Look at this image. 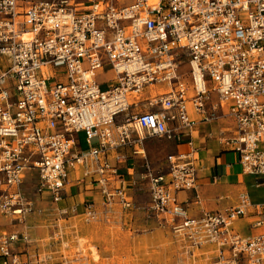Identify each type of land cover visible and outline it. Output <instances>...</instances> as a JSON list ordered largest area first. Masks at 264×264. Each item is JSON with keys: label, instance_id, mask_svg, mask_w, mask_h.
<instances>
[{"label": "built area", "instance_id": "2783aa9c", "mask_svg": "<svg viewBox=\"0 0 264 264\" xmlns=\"http://www.w3.org/2000/svg\"><path fill=\"white\" fill-rule=\"evenodd\" d=\"M0 59V214L23 225L0 232V264H43L30 247L14 248L34 242L28 220L45 211L36 200L57 214L50 244L65 243L60 220L79 214L67 204L74 182L96 185L107 215L135 210L119 173L127 150L189 133L191 111L234 119L236 134L220 142L264 186V0H0ZM107 70L115 76L102 88ZM144 159L147 209L188 249L214 244V264H264V230L244 237L234 227L245 216L264 226V202L244 191L235 205L191 216L178 193L196 186L194 151L171 155L167 173ZM32 172L36 200L22 190ZM83 205L87 222L100 220L94 201ZM78 260L61 254V264Z\"/></svg>", "mask_w": 264, "mask_h": 264}, {"label": "crops", "instance_id": "0c3cea01", "mask_svg": "<svg viewBox=\"0 0 264 264\" xmlns=\"http://www.w3.org/2000/svg\"><path fill=\"white\" fill-rule=\"evenodd\" d=\"M100 73H108L109 77L106 81L99 80ZM100 73L98 74V80L102 84H105V82L108 83L115 76L111 70ZM153 88L156 91L163 90L160 86ZM150 89L152 88L150 87ZM145 92L147 93L146 90ZM224 112L227 113V110ZM191 113L196 122L189 133L181 134L175 139L148 137L144 141V153L139 152L137 148L127 150V159L119 165V173L122 174L131 197L137 202L139 198L142 199L149 195L147 184L141 178V174L144 171V156L150 162L154 172L167 173L169 171L168 158L171 155L177 152L194 151L198 166L196 186L194 189L182 190L178 193L179 200L185 203L188 208V213L191 216H199L202 214V211L224 210L229 206L235 205L237 204L239 194L244 191L251 195L253 202H264V186L256 185V178L243 172L240 153L237 150L223 146L220 142V136L225 135L230 137L236 134L234 119L229 114H225L216 121L204 122L200 119L199 115L193 111ZM68 195L67 204L69 206L78 204L79 214L76 216L71 215L68 218L60 220L63 223L64 233L67 237L69 234L77 232L76 229L74 232L71 229L76 227V219L79 216L83 217L82 214L85 209L83 203L86 200L95 202L96 208L101 213L100 220L104 221L106 228L114 226L115 223H119L118 221L112 220L114 219L113 214L116 211V214H121L123 208L115 205L111 213L108 215L105 214L102 195L96 185L92 186L74 182L68 186ZM39 203L41 207L45 208V211L39 214L42 217V222L39 226L46 227L47 233H43L45 237L41 241L39 239H33V241L38 242L37 246L43 245L40 242L46 240V236L50 235V229L57 216L53 212L52 204L49 200H44ZM146 216L156 219L160 228L167 229L168 232H171L168 228L161 225V221L157 215L146 211ZM254 218L253 216L238 218L234 223L235 229L244 237L259 234L264 230V226H255L252 223ZM122 221L126 222L127 218H124ZM30 228H32V225L29 226V232ZM22 229L23 225L21 229H12L9 231ZM171 233L175 235L173 232ZM179 241L185 244L183 247H185L187 252H190L191 257L195 256L196 251H200V260L198 259V262L202 260V264H214L218 254L217 247L214 244H205L199 248L190 250L183 240L180 239ZM28 247L29 245L23 242L14 244V248L19 251H24Z\"/></svg>", "mask_w": 264, "mask_h": 264}, {"label": "rangeland", "instance_id": "374dc122", "mask_svg": "<svg viewBox=\"0 0 264 264\" xmlns=\"http://www.w3.org/2000/svg\"><path fill=\"white\" fill-rule=\"evenodd\" d=\"M7 61L8 59H0V66ZM187 69V65L181 66V73L185 74ZM108 77V73L99 74L101 81H106ZM107 85L108 83L105 82L102 88H106ZM162 86L164 87L165 84ZM146 91L151 93L152 89L147 88ZM213 101H217L215 93L212 94L209 103ZM148 108L147 101L142 100L139 109ZM79 137L81 148L87 149L85 133L80 132ZM93 143L96 144V139L93 140ZM35 174L32 172L30 177L25 180L22 190L28 197L36 200V178L31 177ZM149 200L150 196L147 195L145 198L138 199L135 210L123 209L121 214H116V211L112 220L119 223H115L114 226L106 228L103 220L87 222L82 216H79L76 219V227L71 229L73 232L76 229L77 232L69 234L68 237L65 235V243L50 244L53 239L49 237L54 229L51 227L50 235L46 236V240L40 242L43 245L37 246L38 242L34 241L30 243L29 247L41 255L44 259L43 264H61V254L79 258L75 262L76 264H202V260L198 262L200 251H196L195 256L191 257L190 252H187L183 247L185 244L179 241L180 237L168 232L167 229L160 228L156 219L146 216V211H148L146 206H148ZM36 201L39 206L40 203L38 200ZM41 218V215L34 214L28 220L32 225L30 228L31 237L39 239V241L45 237L43 233H47L46 227L39 226L42 222ZM124 218H127L126 222L122 221ZM21 228V224L0 214V232Z\"/></svg>", "mask_w": 264, "mask_h": 264}]
</instances>
